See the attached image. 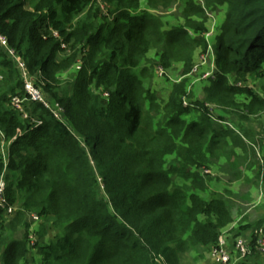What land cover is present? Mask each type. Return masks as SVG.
Segmentation results:
<instances>
[{
    "label": "trees",
    "instance_id": "16d2710c",
    "mask_svg": "<svg viewBox=\"0 0 264 264\" xmlns=\"http://www.w3.org/2000/svg\"><path fill=\"white\" fill-rule=\"evenodd\" d=\"M205 1L212 9L228 8L217 35L218 71L204 99L194 102L201 119L189 122L183 116L192 107L183 98L193 50L207 49L203 23L190 17L169 24L143 8L142 0H0V31L35 84L63 109L61 120L43 103L31 102L30 114L42 123L24 118L11 101L24 95L25 80L0 47V129L8 141L22 132L10 145L7 198L19 205L14 227L21 220L25 228L23 238L10 237L0 207L1 264H33L31 249L38 250L36 264H181L191 248L217 244L233 220L227 202L206 199L192 185L176 184L174 176L208 162L212 147L203 149L210 133L211 144L229 134L215 127L206 103L225 112L242 106V120L264 112V0ZM199 7L189 5L187 13L204 14ZM153 49L161 56L157 63H185L184 78L162 104L147 87L153 67L144 64L155 65L148 58ZM72 69L74 76L64 81L61 73ZM262 132L264 183V123ZM175 153L183 167L169 159ZM4 169L0 153V175ZM26 212L39 214L56 235L46 243L38 232L31 246ZM261 227L264 219L253 227L251 254L258 253Z\"/></svg>",
    "mask_w": 264,
    "mask_h": 264
},
{
    "label": "rangeland",
    "instance_id": "374dc122",
    "mask_svg": "<svg viewBox=\"0 0 264 264\" xmlns=\"http://www.w3.org/2000/svg\"><path fill=\"white\" fill-rule=\"evenodd\" d=\"M142 2L144 3V4L142 3L143 8L151 10L153 13L162 17L168 23L171 22L172 24H178V25L185 24L187 19L192 17L194 20H198L197 22L203 23L206 26L205 31L207 30L208 26L210 27V24L212 25L213 23L211 19L209 20L205 12V9H203L204 14H201V15L195 14V13L193 14L187 13V7L189 5L193 4L194 6H197V7L201 6L200 2H198L197 0H171V2L167 6H164L161 4L154 5L157 3V0H155L153 4L149 3V0H142ZM98 6L101 7L103 10V13L106 14L107 7L103 5L102 2H99ZM216 7L217 9H212L211 7H207L208 10L212 9L216 16V17L214 16L216 19L215 25H214L215 34L212 39L213 48H215V51H216L217 35L221 31V27H222V24L224 23L226 11L228 8L224 5L216 6ZM109 18H112V17H109ZM189 31L192 32L190 37L196 36L192 30H189ZM205 42L208 44L207 40ZM63 47H67V44H64ZM203 48H204L203 46H199L197 50L196 49L193 50L191 60H195L194 61L195 64L199 61L200 51H202ZM66 52L69 53L70 52L69 49H66ZM157 57L159 59L161 58V56L157 54V50L153 49L149 53L148 58L150 60L152 59L155 65L153 66L150 63H145L144 65L148 67L149 66L153 67V77L151 81L147 83V87L154 89L156 91L155 93L158 96V102L162 104L168 99L172 84L175 82H179L181 79L184 78L183 73L185 69V63L184 61H173L170 65L165 66L163 65V63H157V60H156ZM18 64L19 63H17V65ZM174 66H177L178 68H180V70H178L177 67H174ZM159 67H162L164 69L165 71L164 76H160V75L158 76L157 70L159 69ZM18 68L19 69H17L18 70L17 72L19 73L20 77H23V79L26 81L25 73L23 72L22 68L19 66ZM75 69H76V66H75ZM75 69H72L68 72L61 73L63 80L66 81L71 76H74ZM208 69L209 67L206 64V65L201 66L199 71H201V73H205L208 71ZM173 70L174 71L177 70L176 74H173ZM193 74L194 73L191 74L190 72V74L187 75L188 77H190L191 85L188 88V94L186 96L189 104L192 107V110L183 116V118L188 120L189 122L197 121L201 119V111L197 110L194 107L195 105L194 102L196 100L204 99L202 88L204 85H206V82H209L208 80L204 78L202 79L200 75H193ZM28 78L31 79V76L29 75ZM67 83L69 85V88H71V84L73 82H67ZM0 87L1 88L5 87L4 80L0 82ZM242 101H243V98H240V102ZM31 102H34V101H31ZM31 102L26 101L25 105H23L25 107V111L28 114H30L28 105L30 106ZM214 105L217 108L216 113L222 114L225 117V119H222V120H225V122L223 123V126H216V127L218 128V130L230 129L232 130V132L229 133V136L227 135L220 136L219 140L216 142H213L212 144H211L212 141L210 139L212 133H210L209 138L206 141V144L203 150H207L210 146L212 147L213 144L215 148H212V151H209L211 153L208 152L207 154L206 152L207 157L209 159L208 162L203 167L198 168V169L194 165L189 166V172H187V176L185 175L186 171L181 169L178 172V174L174 176V182L178 185H186V184L192 185L195 188L196 192H200V194H202L204 197L209 198V199L214 198V197L224 198L225 193H227V191H225V188L228 186L227 182H225L222 186L218 187L216 185H212L211 181L216 179L219 176L216 174L217 172L220 174L223 173V171H220L219 166L224 161V157L233 155L235 152H243L245 156L247 157V161H249V163H247L246 165H244L243 168H241L242 170H240L239 174L234 172V175L236 174V177L239 175L238 176L239 179L243 177V181L241 182L240 187L241 185L246 183L247 179L251 175H254L255 180H254L253 185L259 189L261 179L259 177V173L258 175H256V172H257L258 164L261 166V163H262L261 160H262L263 145L261 143V138L263 134L262 130H263V123H264V112H261L258 114H250L248 116L249 117L248 119H243L244 126H242L241 114L245 112L242 106H239V108H231L227 112H225L222 110V107H220L219 105L217 104H214ZM153 114L156 118L160 117V115H157L156 113H153ZM219 120L221 119L220 118H217L216 120L214 119L213 120L214 125H215V122L219 123L220 122ZM233 138L241 139L244 141V143H241V145L238 144L235 146L233 142L230 143V141ZM226 139L228 143L225 141ZM9 153H10V147L6 149V155H9ZM221 156H224V157H221ZM169 159L177 160L176 164L179 167H183L182 165L183 160L179 156V154L175 153L174 155L170 156ZM206 169H209L210 172H206L205 171ZM8 172L9 171L7 169L5 173V178L7 182H8L7 180ZM193 172H197L196 175L200 177V179H197V182L195 181L196 177L194 176ZM223 177H224V180L227 179L224 175ZM202 183L205 186H203L202 189H199ZM212 188L218 189V191H214ZM231 189H235V188H231ZM212 191L217 192V193L213 194L211 193ZM257 199L258 197H256V194L252 193L251 197L246 199L248 200V202H246V209L249 208V210H251L257 204L256 203ZM13 206L16 208V211H14L13 214H6V212H4L5 225L8 228V234L10 235V237L13 236V238L21 239L24 237L25 228L21 220H19V222L16 224V227H14L13 222L16 220L15 215L17 214V210L19 209V205L15 204ZM29 213L31 212H26L25 217H26V220L30 222V216H28ZM33 213H36V212H33ZM42 223H43L42 218L40 217V221L36 224L35 229H36L37 235H38V232L40 233V237L38 240L40 242L47 243L49 242L50 238L56 235L57 232L55 230H52L49 226H47L45 220H44V223L43 224ZM222 232H225V236L227 237V240L230 237H233L234 240L238 237H243V235L239 234L238 232L232 233V228L231 230L223 229ZM255 254H250L247 257V259L249 258V260L252 261V263L250 264H253L255 262L251 258ZM28 258L31 261L33 260L31 263L36 264V262L40 260L38 250H35V249L34 251L33 249H31V251L29 250ZM181 264H215L214 258L212 256V247L207 248V247L197 246L195 248H191L189 251L182 254Z\"/></svg>",
    "mask_w": 264,
    "mask_h": 264
},
{
    "label": "built area",
    "instance_id": "2783aa9c",
    "mask_svg": "<svg viewBox=\"0 0 264 264\" xmlns=\"http://www.w3.org/2000/svg\"><path fill=\"white\" fill-rule=\"evenodd\" d=\"M197 1L200 2L201 7L205 9V12L209 20L211 19L213 23L212 25L210 24V27L208 26L206 32L204 33V37L208 42L207 49L205 51H200V56H199L200 59L196 64H194L191 74L194 73L193 75H200L202 79L204 78L206 80H209L211 78H214L216 72L218 71L216 65V51L215 48H213V42H212V39L215 34L214 25H215L216 16L213 10H208L205 0H197ZM54 35L58 36V33L54 32ZM0 47L8 51L10 56L17 63H19L18 66L21 67L23 72L25 73V78H26L25 94L24 96H20V95L13 96L11 101L12 106L15 107L18 110V112H20L23 115L24 118H31L32 122L36 124V126L41 124L42 121L39 118L33 117L31 114H28L25 111V107L23 105H25L26 101L43 103L47 108H49L53 112V114L58 119L62 120L63 109L61 108V106L56 102L52 103V101L47 97V94L42 90V88L35 84V81H33L34 79L32 77L31 79L28 78L30 74L27 72L25 62L16 56L15 51L10 47L8 38L1 31H0ZM206 64L209 67L208 71L205 73H201V71H199L200 67ZM76 68L77 69L81 68V61L77 63ZM157 74L158 76L159 75L164 76L165 75L164 69L162 67H159V69L157 70ZM3 77H4L3 71L0 66V80H2ZM183 102L185 106L190 105L187 97L183 98ZM206 106L209 108L211 117L213 119L216 120L217 118H219V115L216 113L217 108L214 104L206 103ZM21 134H22L21 130L18 129L17 135L13 137L10 141H8L5 137V133L0 129V153L2 154L5 160V169L3 173L0 175V207L4 209V212H6V214H13L14 211H16V208L8 203V198H7L8 182L6 181L5 173L8 169L7 162L9 155H6V149L10 147L14 139H16L18 135ZM205 171L210 172L209 169H206ZM28 216H30L29 243L31 246H34L38 239L35 226L40 221V215L31 212L28 214ZM256 233H257L256 250L258 253L264 255V227L257 229ZM226 245H227V237L225 236V232H222L219 236V240L217 244L212 247V256L214 258L215 264H244V261L252 253L250 243L243 237H238L235 239L236 257H234L233 254L227 249ZM1 262L2 260L0 256V264Z\"/></svg>",
    "mask_w": 264,
    "mask_h": 264
},
{
    "label": "crops",
    "instance_id": "0c3cea01",
    "mask_svg": "<svg viewBox=\"0 0 264 264\" xmlns=\"http://www.w3.org/2000/svg\"><path fill=\"white\" fill-rule=\"evenodd\" d=\"M174 67H177V66H174ZM177 69L180 70V68H178V67H177ZM176 71L173 70V74H176ZM208 83L209 82H206V85H204L202 88L203 94L205 91V87L207 86ZM219 121H220L219 123L215 122V127L216 126H223V123L225 122V120L221 119ZM241 123H242V126H244L243 120L241 121ZM230 132H232V130L229 129L228 133H230ZM227 136H229V134H227ZM225 141L227 142V139ZM232 142L234 143L235 146L238 144L241 145V143H244L243 140L238 139V138L237 139L233 138L230 141V143H232ZM212 148H215L214 144L212 145ZM214 152H215V150H214ZM221 157H224V156H221ZM247 163H249V161H247V157L245 156V154L243 152H235L233 155H229L228 157H224V161L219 166L220 171H223V173L220 174L217 172L216 174L219 176L216 179L212 180L211 183H212V185H216V186L220 187L225 182H227L228 186L225 188V191H227V193H225L224 198L223 197L222 198L227 202V205L231 211V215H232L233 220L225 229L231 230V228H232V233L233 232H240L243 235V238L246 239L250 243V239H251L252 234H253V227L255 226V224L258 221L264 219V183H263L262 177H261V167L258 164L256 175H258V173H259V177L261 179L259 189L253 185L254 180H255L254 175H251L247 179L246 183L241 185V187H240V184L243 181V177L239 179V177H238L239 175L236 177V174L234 175V172L239 174L240 170H242L241 168H243L244 165H246ZM223 175L227 179L224 180ZM230 187L235 188V189H231ZM213 190L218 191V189H213ZM214 191H212L211 193H213V194L217 193ZM219 191H220V189H219ZM198 193L200 194V192H198ZM252 193L256 194V197H258V199L256 201L257 204L251 210H249V208L246 209V202H248V200H246V199L250 198ZM200 195L203 196L202 194H200ZM204 198H206V197H204ZM206 199H209V198H206ZM210 199H212V198H210ZM226 231H228V230H226ZM226 246H227V249L233 254V256L236 257L235 240L233 237H230L227 240ZM251 258L255 261L253 264H264V255H262V254L256 253ZM245 262H247L249 264L252 263V261L249 260V258L246 259Z\"/></svg>",
    "mask_w": 264,
    "mask_h": 264
}]
</instances>
